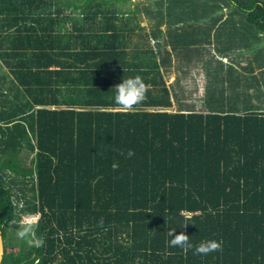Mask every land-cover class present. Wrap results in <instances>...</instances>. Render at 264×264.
<instances>
[{"label":"trees","instance_id":"16d2710c","mask_svg":"<svg viewBox=\"0 0 264 264\" xmlns=\"http://www.w3.org/2000/svg\"><path fill=\"white\" fill-rule=\"evenodd\" d=\"M118 1L0 0V264H264V112L151 108L170 100ZM211 1L264 33V0ZM165 3L184 20L211 2ZM133 76L144 98L123 108ZM25 217L39 247L7 229ZM170 228L221 247L169 246Z\"/></svg>","mask_w":264,"mask_h":264},{"label":"crops","instance_id":"0c3cea01","mask_svg":"<svg viewBox=\"0 0 264 264\" xmlns=\"http://www.w3.org/2000/svg\"><path fill=\"white\" fill-rule=\"evenodd\" d=\"M170 4L165 3L162 8L153 4L148 8L163 11V19L134 8L131 12L143 19L133 17L136 20L126 26L133 30L131 40L147 38L155 53L148 60L157 64V69L152 68L157 70V85L150 82L148 87L150 90L164 87L170 100L169 106L151 108L206 112L264 110V33L246 20L209 19L212 16H203L201 6L195 9L200 19L176 20L174 13L184 12L185 16V11ZM67 11L81 8L73 5L62 8V12ZM67 26L70 27L69 21ZM154 95L152 91L150 96ZM238 101L245 104L239 105Z\"/></svg>","mask_w":264,"mask_h":264},{"label":"clouds","instance_id":"9594fccd","mask_svg":"<svg viewBox=\"0 0 264 264\" xmlns=\"http://www.w3.org/2000/svg\"><path fill=\"white\" fill-rule=\"evenodd\" d=\"M145 84L139 76L128 77L121 79L119 83L115 85L114 101L117 105L123 108H130L132 105L139 103L144 98ZM133 151L128 150L127 156L131 157ZM112 167L115 169L118 167L116 162H113ZM18 224L19 231L17 236L21 239L32 237L30 243L39 247L43 240L36 238L35 224L36 220L32 217H25L19 221H13ZM183 225L178 227L183 228ZM177 228V227H176ZM176 228L168 229L169 246L179 247L181 249H193L195 253L207 254L221 247V241L218 239H205L201 240L195 246L189 239V234L184 231L176 232Z\"/></svg>","mask_w":264,"mask_h":264},{"label":"rangeland","instance_id":"374dc122","mask_svg":"<svg viewBox=\"0 0 264 264\" xmlns=\"http://www.w3.org/2000/svg\"><path fill=\"white\" fill-rule=\"evenodd\" d=\"M74 1L75 2H80L81 0H74ZM154 1L155 0H126L124 2L123 1H118V4L121 5V7L118 6V5L116 7L120 8V10H121V8H123V12H125V7L129 8L130 11H133L134 8H138L139 10L141 8L145 12V9L149 8V6L153 5ZM209 2H211V3H209V7H208L210 12L207 13V15H210V16H213V17L217 16V17H219V19H226V20L234 19V17H232L234 15L235 19H242V17L239 14L234 12V10H235L234 8H231L230 6H227V5H224L222 8H219V7H216L214 3H212L213 1L209 0ZM88 5H90V4H88ZM114 5H115V3L113 2V4H111V7H113ZM55 9H56L55 7L51 6V11L53 12V14L55 12ZM197 9H198V7H197ZM230 9L232 10V12L234 14H232ZM197 13H198V11H197ZM135 17L138 20H142L143 19L142 16L141 15H137V13H136ZM134 20H136V19H134ZM236 80H238V79L236 78ZM246 102L251 104L252 100H246ZM238 104L242 105V104H245V103H242V101H238ZM259 111L260 112H264V110H259ZM13 221H15V220H12L8 224L7 229L10 232H12V233L15 232V234L17 235V232L19 231L18 224L13 223Z\"/></svg>","mask_w":264,"mask_h":264},{"label":"water","instance_id":"95a60500","mask_svg":"<svg viewBox=\"0 0 264 264\" xmlns=\"http://www.w3.org/2000/svg\"><path fill=\"white\" fill-rule=\"evenodd\" d=\"M3 255V237H2V232L0 230V263Z\"/></svg>","mask_w":264,"mask_h":264}]
</instances>
